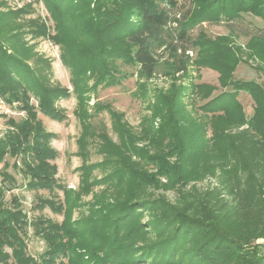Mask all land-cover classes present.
Returning <instances> with one entry per match:
<instances>
[{
	"label": "trees",
	"instance_id": "trees-1",
	"mask_svg": "<svg viewBox=\"0 0 264 264\" xmlns=\"http://www.w3.org/2000/svg\"><path fill=\"white\" fill-rule=\"evenodd\" d=\"M42 1L55 31L51 38L61 49V63L70 70L85 130L81 139L106 140V159L98 165H110V174L91 180L92 167L83 160L78 192L57 182V152L49 146L54 134L44 130L37 114L64 121L66 116L55 105L70 93L27 63L32 49L20 42V24L14 22L26 10L0 12V98L25 114L19 122L8 119L0 135V264H264V254L255 244L264 237L263 84L230 83L234 90L200 107L206 115L190 128L181 111L182 93L174 83L167 91L153 92L139 133L122 123L123 115L110 104L87 109L89 92L119 84L117 63L134 67L140 81L150 80L161 62L170 74L185 76L192 65L186 55L191 50L195 65L224 72L219 83L225 86V70L237 60L218 56L204 32L195 38L191 33L204 23L225 22L233 30H238L235 24L243 27L238 30L242 36L264 43V0H189L183 11H173L176 0H163V6L159 0ZM246 16L261 25L246 21ZM31 27L35 36L48 35L44 24L32 22ZM201 86L205 85L195 90ZM139 87L145 95L141 82ZM239 90L253 100L250 117L236 100ZM103 111L117 142L108 137L104 125L99 135L89 121ZM9 167L19 171L28 191L62 192V202L41 198L35 206L60 214V222L42 216L29 220L16 198L12 206L4 205L6 182L16 184ZM207 178L211 184L199 187ZM107 180L112 183L98 198V207L89 209V222L73 221L79 193ZM150 188L171 192L172 198L151 195ZM29 227L45 245L38 258L26 253Z\"/></svg>",
	"mask_w": 264,
	"mask_h": 264
},
{
	"label": "rangeland",
	"instance_id": "rangeland-1",
	"mask_svg": "<svg viewBox=\"0 0 264 264\" xmlns=\"http://www.w3.org/2000/svg\"><path fill=\"white\" fill-rule=\"evenodd\" d=\"M176 1L177 6L173 11H183L189 6V0ZM159 3H162L160 4L161 6L165 4L163 0H159ZM22 9L26 10L25 14L23 12L19 17L14 18V22L16 21L20 24V28L17 30L20 42L32 49V57L27 60V63L30 67L38 69L51 84H58L60 87L68 89L70 93L66 98L59 99L55 105L56 108L66 116L64 121L55 122L39 113L37 114V118L41 120L46 132L52 135L54 134L49 141V146L57 152L54 161V164L57 166V172L54 176L55 179L67 189L78 192L81 186L80 167L83 165L84 161L85 165H90V167H92L91 180L102 179L110 174L108 170V168L111 167L110 165H98L99 162L106 159L105 153L107 151L106 148H108L105 146L106 140L103 141L97 137L86 140L81 139L82 135H85V130H82L77 114V112H79L78 99H76V92L73 91L71 86L70 70L61 63L60 46L55 44L51 38L55 31L43 1L0 0V12H17ZM245 18L246 21H253L259 25L262 23L253 17L246 16ZM32 22L40 25L44 24L49 36L45 35L38 37L32 34L30 30L32 28ZM235 26L238 30L243 29V27L239 25L235 24ZM232 30L233 29L225 22L215 25L204 23L196 27L191 33L192 37L195 38L201 31L204 32L207 40L215 45L214 51L218 56H225L226 58L229 57L237 60L232 68H226L225 70V73L228 75L225 86L219 83V79L223 76L224 72L202 65H195L193 63L196 58L194 50L186 53L192 61V65L188 67V72L185 76L179 73L170 74L164 62H161L150 80L140 81L135 74L134 67L117 63L118 69L120 70L119 84L109 88H98L96 92H89L90 96L87 100L88 111H94V107L97 103L110 104L115 112L123 115L122 123L129 124L135 133H139L145 115H149L147 108L148 105H150L149 103L153 100L154 93L160 90L163 92L167 91L174 83L182 93L181 111L185 118L184 121H186L185 125H189V128L193 124L198 126L206 115L200 107L207 105V103L213 101L216 97L225 92H232L234 89L230 86V83L255 80L264 85V43L252 41L250 38L242 36L238 30ZM140 82L144 85L145 95H142L141 88L139 87ZM88 83L90 86L93 85L92 80ZM197 85L205 86H201V89L199 88V91H196L197 89L195 90V87ZM207 94L208 96L203 98V96ZM236 100L242 106L245 115L250 117L253 113L254 105L250 95L243 92V90H239ZM30 104L37 107V103L32 97H30ZM16 107V104L9 106L0 98V135H2L6 129L8 119H14L19 122L25 117V114L19 112ZM89 121L93 125L95 132H99V135L102 133L99 129L104 125L108 137L113 142H117V135L111 129V119L106 112L103 111L97 116H93ZM154 125L155 127L157 126V121L154 122ZM87 133L89 132L87 131ZM187 139L190 138H186V140ZM83 144L86 145L83 147ZM82 153L86 154V159H84L85 157ZM167 158L170 163L174 161V157ZM6 159L9 165L13 163V159ZM1 167L2 165L0 164V172L2 171ZM7 172L13 176L16 180V184L13 186L6 182V189L3 197L4 205L12 206L13 204H11V201L13 198H16L29 220H33L39 216L49 218L55 222H60L62 220L60 214L53 213L47 207L41 210L35 208L38 200L41 198L52 199L57 203L62 202L63 195L61 191L56 189L50 192L28 191L24 187L25 181L18 170L9 167ZM1 179L2 176L0 174V181ZM159 179L161 182L166 181L163 177H159ZM212 181L211 178H207L203 182H199L198 186L206 187L209 183L211 184ZM111 183V181L107 180L91 189L88 188V192L83 190L82 193H79L78 200L76 204L74 202V208L71 211V219L75 221L84 218L89 222L87 217L93 214L89 209L98 207V198L101 197L103 191L106 190ZM84 189L87 188L84 187ZM148 193L154 196L158 193H162L167 198H172L171 192L155 191L150 188L148 189ZM93 217L92 219H94ZM146 220L145 217L140 219L143 223H145ZM25 242L26 253L34 258H38L44 251V242L33 234L32 228L30 227L28 228ZM255 244L259 246L264 254V237L258 239ZM79 252L83 253L84 249L79 250ZM83 255L84 259L87 258L85 252Z\"/></svg>",
	"mask_w": 264,
	"mask_h": 264
}]
</instances>
